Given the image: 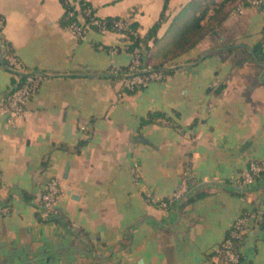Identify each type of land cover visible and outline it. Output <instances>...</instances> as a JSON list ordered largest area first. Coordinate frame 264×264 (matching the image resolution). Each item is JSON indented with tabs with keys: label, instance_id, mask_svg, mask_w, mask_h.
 Instances as JSON below:
<instances>
[{
	"label": "crops",
	"instance_id": "0c3cea01",
	"mask_svg": "<svg viewBox=\"0 0 264 264\" xmlns=\"http://www.w3.org/2000/svg\"><path fill=\"white\" fill-rule=\"evenodd\" d=\"M191 1L169 0L161 43ZM89 2L104 18L132 11L143 38L165 6ZM208 3L201 39L165 62L174 71L129 92L111 73L132 60L125 34L78 37L62 0H0L2 38L27 71L46 75L14 124L0 109V264H202L245 211L238 264H264V176L241 181L264 159V12L245 0L199 9ZM142 45L149 66L163 60L154 38ZM14 79L0 62V103ZM150 111L169 119L141 125ZM53 175L61 193L44 219L38 203ZM183 177L190 194L162 206Z\"/></svg>",
	"mask_w": 264,
	"mask_h": 264
},
{
	"label": "built area",
	"instance_id": "2783aa9c",
	"mask_svg": "<svg viewBox=\"0 0 264 264\" xmlns=\"http://www.w3.org/2000/svg\"><path fill=\"white\" fill-rule=\"evenodd\" d=\"M245 1L249 6L264 12V0ZM88 3L89 0H72L71 5L74 6V9H70L67 12L70 17H75L67 27L78 37L82 38L87 28H95L102 32L116 31L122 34L124 31L130 30V25L133 23L132 11L109 21L107 18L98 16L91 4L89 5ZM0 23L2 24V21ZM100 48L103 49L102 46ZM110 50L116 52L119 49L111 48ZM131 53L133 57L127 66H112L111 68V73L120 78L126 90H139L151 82L164 80V75L161 71H156L151 66L143 63V51L141 48H135ZM8 61L15 75L16 82L13 83L11 91L1 101L0 109L9 122L14 124L15 120L25 113L27 101L37 93L46 75L42 72L27 71L16 54L9 55ZM19 72L25 74L23 80L18 76ZM82 129H85V127L82 126ZM262 176H264V159H253L242 173L241 181L245 184H252ZM188 190L187 178L183 177L174 195L168 199L160 200V204L164 207L170 206L185 197ZM60 193V178L54 175L50 176L38 203V209L42 218L47 219L52 215ZM259 215L260 221L264 224V207L259 212ZM252 218L253 215L249 211H245L237 217L225 236L222 247L217 249L218 253L210 260L206 259L202 264L240 263V245L245 240Z\"/></svg>",
	"mask_w": 264,
	"mask_h": 264
},
{
	"label": "trees",
	"instance_id": "16d2710c",
	"mask_svg": "<svg viewBox=\"0 0 264 264\" xmlns=\"http://www.w3.org/2000/svg\"><path fill=\"white\" fill-rule=\"evenodd\" d=\"M62 1L66 6V12H65V18L63 20V24L68 25L73 19H75V17L73 18L70 17L67 14V12L70 9H74V6L71 5V3H68L67 0H62ZM168 2L169 0H165L164 11L161 15V18L151 27V29L144 38L139 35L137 22H133L130 25L131 27L130 30L126 32L124 31L123 33L129 39L127 43V50L129 52H133L135 48H141L144 53L142 43L148 41L151 38H154L155 43L159 44L160 46L156 55L157 57L163 60L152 65L151 67L156 71H161L164 75V78L166 77V75H169L174 71L173 68H168L165 66V62L169 59V57H175L190 50L201 39L202 30H203L202 21L208 16L210 10V3L206 4L202 9H199L202 0H192L191 2H189L186 5V7L181 11V13L174 18V21L167 33V37L164 39L165 41L161 43L162 40L157 38V32L161 27L162 21L165 19V12L168 7ZM88 4L90 5V2ZM194 9L196 10V12H194L192 15H189L190 11ZM197 10L199 11V13H197ZM117 17H110L107 19L111 21L113 18H117ZM2 29H3V25H0V62L3 64V66L8 68L9 70H12L11 67L9 66L8 56L15 54V52L11 44L7 40L2 38V34H1ZM145 50H149L148 47H145ZM143 63L148 65L144 61ZM18 76H20V79L23 80L25 74L19 72ZM15 82L16 79L13 80V83ZM127 91L135 92L137 90L134 91L127 90ZM159 119H169V118L163 112L150 111L144 118H142L141 125L150 124ZM80 144L82 145L84 144V142H81ZM187 183L189 190L186 193L185 197H187L190 194L189 183H191V180L188 181V178H187ZM182 199H184V197ZM221 247L222 244L220 245L219 248ZM217 253L218 251L216 250V252H213L211 255H209L207 259L210 260ZM241 260H242V255H241Z\"/></svg>",
	"mask_w": 264,
	"mask_h": 264
}]
</instances>
